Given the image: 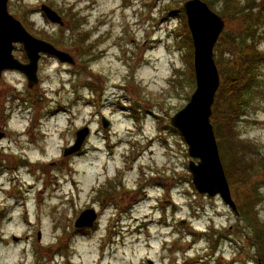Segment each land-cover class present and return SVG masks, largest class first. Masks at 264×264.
Segmentation results:
<instances>
[{
	"label": "rangeland",
	"instance_id": "1",
	"mask_svg": "<svg viewBox=\"0 0 264 264\" xmlns=\"http://www.w3.org/2000/svg\"><path fill=\"white\" fill-rule=\"evenodd\" d=\"M185 1H8V13L30 35L68 53L74 64L42 57L32 89L18 72L0 78V264H98L99 237H77L72 214L89 200V188L106 179L122 182L127 211L134 200L144 203L124 214L122 242L106 249L100 264H257L250 243L235 233L244 225L237 214L195 191L187 167L197 160L169 124L195 90L187 58L192 43L180 19ZM42 6L62 24L51 23ZM210 9L221 16L219 2ZM242 17L225 21L223 41L215 45L214 62L224 63L222 70L216 65V95L238 72L234 62L227 71L226 42L234 39L239 49L246 39ZM259 26L257 47L264 52ZM13 56L27 63L20 44ZM261 63L236 130L264 157ZM84 128L80 154L64 156ZM19 159L29 164L20 166ZM251 173L241 191L264 226V169Z\"/></svg>",
	"mask_w": 264,
	"mask_h": 264
},
{
	"label": "water",
	"instance_id": "2",
	"mask_svg": "<svg viewBox=\"0 0 264 264\" xmlns=\"http://www.w3.org/2000/svg\"><path fill=\"white\" fill-rule=\"evenodd\" d=\"M8 1L0 0V77L5 71L19 72L24 75L27 88L32 89L38 84L37 71L41 55L50 56L62 64H74L68 53L31 36L21 23L8 13ZM182 10L186 16L193 46L195 90L187 105L171 117L169 123L187 145L188 156L197 160L196 163L192 160L188 163L191 182L197 193L210 198L218 196L237 214L210 122L212 106L220 85L218 69L214 62V48L224 30L225 22L201 0L185 1ZM41 11L51 23L62 24L61 18L50 8L42 6ZM14 44L22 45L26 64L14 58ZM102 125L105 129L108 122L103 119ZM88 132V128L78 131L75 145L66 149L64 156L78 151ZM94 219L91 211H85L75 226H91Z\"/></svg>",
	"mask_w": 264,
	"mask_h": 264
},
{
	"label": "trees",
	"instance_id": "3",
	"mask_svg": "<svg viewBox=\"0 0 264 264\" xmlns=\"http://www.w3.org/2000/svg\"><path fill=\"white\" fill-rule=\"evenodd\" d=\"M201 1L210 8L214 6V3L219 2L221 18L226 22L242 15L243 23L248 29V37L246 36V39L241 41L239 49L235 47L234 39L229 42L225 41L232 49L231 51L227 50V54L232 56L231 60L226 59L227 71L232 69L234 62V64H238V72L236 76L229 75L225 78L223 86L220 87V92L215 97L216 101L213 104L210 122L215 133L219 156L229 189L232 190L230 192L236 205L237 216L242 224L244 223V225H240L242 230L236 229L235 233L237 232L250 243L255 251L256 263L264 264V226L254 213V206L248 205L249 198L241 191V186L249 183L252 176L251 172L254 169H264V157L254 153V147L249 142L242 141L236 130V124L241 118L240 116L243 115L244 107L248 105V99L253 98L252 89L257 86L259 81L258 68L262 64L261 62H264V52L257 47V41L261 36L256 33L259 25L264 24V2L262 0H249L245 4H241L238 0ZM180 19L186 29L184 13L180 15ZM86 35L83 34L82 37H86ZM186 37L192 43L188 29L186 30ZM84 40L86 39L84 38ZM220 41H223L222 37ZM191 50L187 58L192 69L193 54ZM222 61L216 59L215 62L221 70V65L224 64ZM254 195H256V190L253 191ZM258 199L259 197L256 201ZM247 228L251 229L250 233L246 232ZM227 232L229 233V231Z\"/></svg>",
	"mask_w": 264,
	"mask_h": 264
},
{
	"label": "flooded vegetation",
	"instance_id": "4",
	"mask_svg": "<svg viewBox=\"0 0 264 264\" xmlns=\"http://www.w3.org/2000/svg\"><path fill=\"white\" fill-rule=\"evenodd\" d=\"M45 58V56H42ZM41 57V58H42ZM50 58V57H48ZM51 59V58H50ZM53 59V58H52ZM10 72H4L1 75V78ZM20 74V73H19ZM22 75V74H20ZM23 76V75H22ZM25 78V77H24ZM81 151L74 154V156L79 155ZM20 166L29 164L28 160L19 159L17 162ZM18 167V166H17ZM116 175L113 174V178ZM118 180V178H117ZM122 183V182H121ZM121 183H116L113 179H106L100 185H95L89 188V200L85 202V204L81 205L79 209L74 208L73 218V227L75 234L79 235L77 237H87L89 233L95 235V237H99L100 247H101V255L97 258L98 264L102 261V257L105 255V250H109L112 247H116L121 238V234L123 231V217L124 214L132 213V208H138L141 203H144V200H134V203L128 211L125 208L124 202L125 199L123 186H120ZM122 185V184H121ZM205 197V196H204ZM207 197V196H206ZM144 198L148 199L147 195H144ZM219 198V197H213ZM220 199V198H219ZM74 199L72 200V202ZM162 202L161 200H159ZM170 201V200H169ZM152 208V207H151ZM84 211H91L95 216L94 221L91 226L84 227H76V220L81 216ZM147 216H145L146 218ZM134 221H137V218H133ZM145 221V220H144ZM105 222V223H104ZM135 223V222H134ZM183 223V221H182ZM105 224V225H104ZM140 227V226H139ZM73 229V228H72ZM81 234V235H80ZM77 239V238H76ZM75 241V240H74ZM68 264H77L76 262H68ZM147 264H153L151 261H147Z\"/></svg>",
	"mask_w": 264,
	"mask_h": 264
}]
</instances>
